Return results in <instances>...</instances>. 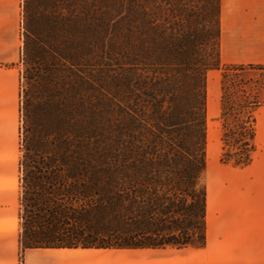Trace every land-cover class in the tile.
Segmentation results:
<instances>
[{
	"label": "rangeland",
	"instance_id": "1",
	"mask_svg": "<svg viewBox=\"0 0 264 264\" xmlns=\"http://www.w3.org/2000/svg\"><path fill=\"white\" fill-rule=\"evenodd\" d=\"M23 3L22 140L17 153L22 168V232L26 164L29 176L39 174L40 170L52 171L57 159L55 151L63 143L66 131L63 120L68 123L72 119L69 113H76V123L89 128V153H101L109 143L107 119L112 89L117 97L115 111L119 124L131 120L136 130L135 145L149 148L148 129L153 131V94L149 88L158 79L164 85L170 80L177 83L181 93L187 92L199 83L198 75L204 71L206 167L200 184L210 194L215 211L224 209L227 213L245 208L249 202L262 203L264 66H230L220 62L221 0H23ZM63 15L70 16V24L76 26L69 46H73L79 59L89 52V66L71 69L63 63L61 53L66 41L63 23H68ZM127 22L131 29L127 35L130 48L125 44ZM126 55H130L133 64L127 63ZM165 101L168 107V96ZM249 127L255 132V149L249 164L238 165L235 160L239 157L237 153L242 155L241 133L248 134ZM225 133L227 142L223 140ZM104 164L100 154L89 157L87 212L80 216L81 221L74 218L64 224L77 229L82 239L103 238L116 228L107 217ZM82 205L76 202L74 208ZM97 214L99 218L93 221ZM192 236L193 242L199 241V232Z\"/></svg>",
	"mask_w": 264,
	"mask_h": 264
},
{
	"label": "trees",
	"instance_id": "2",
	"mask_svg": "<svg viewBox=\"0 0 264 264\" xmlns=\"http://www.w3.org/2000/svg\"><path fill=\"white\" fill-rule=\"evenodd\" d=\"M64 17L68 23H63L66 38L61 53L63 63L71 69L89 66V52L79 59L74 55L73 46H69L76 26L70 24V16ZM130 30L127 22L125 44L128 48L131 44L127 36ZM218 36L220 60V22ZM129 56L126 55L127 63L133 64ZM205 75V71L199 74V83L187 92L181 93L177 83L170 80L164 85L158 79L149 88L153 94V131L148 129L149 148L135 145L136 130H133L131 120L119 124L115 111L117 97L111 89L107 119L109 143L101 153L96 154L105 160L102 171L104 200L109 224L116 228L110 229L111 234L103 238L89 236V239H82L78 237L77 229L65 226L66 220L77 218L81 221L80 216L87 212L89 157L96 156L95 152L89 153V128L78 125L74 116L76 113H69L72 119L68 123L63 120L66 131H63V143L55 151L57 159L52 171L40 170L39 174L29 176L26 164L24 244L96 248L204 246L207 191L200 181L206 167ZM167 96L168 107H165ZM126 113L131 115L128 111ZM249 130L248 134L247 131L241 133L239 143L242 155L237 153L239 157L235 160L238 165L249 164L255 149V132L253 128L249 127ZM121 135L127 137L126 140ZM223 140L228 141V133L224 134ZM76 202L83 205L75 209ZM75 212L78 215L74 216ZM93 218L97 221L99 215ZM197 232L200 238L195 243L192 233Z\"/></svg>",
	"mask_w": 264,
	"mask_h": 264
},
{
	"label": "crops",
	"instance_id": "3",
	"mask_svg": "<svg viewBox=\"0 0 264 264\" xmlns=\"http://www.w3.org/2000/svg\"><path fill=\"white\" fill-rule=\"evenodd\" d=\"M23 8V0H0V264H264V192L261 204L249 202L227 213L215 211L207 195L202 247L24 244L17 154L22 140ZM220 60L230 66H264V0H221Z\"/></svg>",
	"mask_w": 264,
	"mask_h": 264
}]
</instances>
